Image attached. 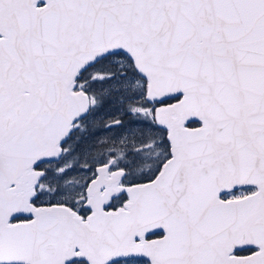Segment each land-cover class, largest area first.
Wrapping results in <instances>:
<instances>
[{
  "label": "snow or ice",
  "instance_id": "1",
  "mask_svg": "<svg viewBox=\"0 0 264 264\" xmlns=\"http://www.w3.org/2000/svg\"><path fill=\"white\" fill-rule=\"evenodd\" d=\"M0 264H264V0H0Z\"/></svg>",
  "mask_w": 264,
  "mask_h": 264
}]
</instances>
